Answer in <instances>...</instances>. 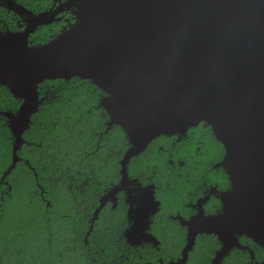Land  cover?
<instances>
[{"label":"water","instance_id":"1","mask_svg":"<svg viewBox=\"0 0 264 264\" xmlns=\"http://www.w3.org/2000/svg\"><path fill=\"white\" fill-rule=\"evenodd\" d=\"M0 6L26 24L0 28V84L22 101L17 111H1L14 138L3 179L22 159L24 133L45 100L39 85L88 79L104 91L109 127L121 126L131 143L121 161L122 183L101 199L93 220L125 188L132 157L155 138L204 122L225 148L220 164L231 187L218 214L182 221V257L164 264H186L202 233L219 237L220 256L248 249L254 260L242 236L264 250V0H66L39 13L17 0H0ZM63 10L74 21L31 44V34L60 20Z\"/></svg>","mask_w":264,"mask_h":264},{"label":"trees","instance_id":"2","mask_svg":"<svg viewBox=\"0 0 264 264\" xmlns=\"http://www.w3.org/2000/svg\"><path fill=\"white\" fill-rule=\"evenodd\" d=\"M17 1L36 11L52 3V0ZM8 14L7 9L0 7V15L10 21L12 16ZM65 24L66 21L60 20L39 27L31 35L30 43L49 40ZM39 91L45 100L24 133L26 142L19 150L22 159L3 179L12 163L14 138L1 111H17L22 101L0 84V264L154 261L152 254L148 259L127 257L122 236L126 222L124 209L117 213L110 205L103 208L88 234L99 196L122 177L121 160L131 145L121 126L109 127V115L100 102L104 91L79 77L46 80L39 85ZM200 124L212 131L204 122ZM164 139L169 137L155 138L133 158H153L150 150ZM165 236L166 247L172 242L183 244L179 238ZM240 240L251 244L256 259L263 261V247L246 236ZM214 246V236H200L190 252L189 264H210ZM170 253L173 257L180 256L179 250ZM170 253L160 252L159 256L167 260ZM250 260L248 251L235 248L225 264H250Z\"/></svg>","mask_w":264,"mask_h":264},{"label":"flooded vegetation","instance_id":"3","mask_svg":"<svg viewBox=\"0 0 264 264\" xmlns=\"http://www.w3.org/2000/svg\"><path fill=\"white\" fill-rule=\"evenodd\" d=\"M63 2L66 0H52L50 6L41 11L25 6L39 13L51 8L56 9ZM8 13V16H12L10 21L0 15L1 29L17 31L26 26L23 19L14 11L8 10ZM57 17L61 18V21H66L62 29L74 21V16L69 10L61 11ZM201 125L190 127L183 134L170 135L169 139L158 141L157 147L150 150L154 153L153 158L144 156L131 158L127 165L128 180L125 188L116 191L115 198H108L103 206L106 208L110 205L117 213L124 209L126 222L124 221L122 236L126 243L123 248L130 260L145 257L148 259L150 254L153 255L154 261L147 260L141 264H164L180 259L187 243V227L182 221L203 214L215 215L222 210L223 194L231 187L228 174L220 164L225 155V148L212 131ZM193 128L203 131H196ZM122 180L123 175L111 188H106L101 193L98 205L102 198L110 194L111 189L121 185ZM146 198L150 200L151 205ZM165 234L179 238L183 244L172 242L169 246H164ZM203 235L197 236L196 244ZM211 236L215 238V246L212 248L210 264H214L217 257H219L217 264H225L226 257L235 248L220 256L224 245L218 236L215 234ZM119 247L122 248L121 244ZM178 250L180 256L173 257L170 252ZM165 251L170 253L167 260L159 256L160 252ZM137 264L140 262L137 261ZM186 264H189V259ZM250 264H256V260H250Z\"/></svg>","mask_w":264,"mask_h":264},{"label":"clouds","instance_id":"4","mask_svg":"<svg viewBox=\"0 0 264 264\" xmlns=\"http://www.w3.org/2000/svg\"><path fill=\"white\" fill-rule=\"evenodd\" d=\"M125 155V154H124ZM137 156V155H136ZM135 157V156H134ZM133 158V157H132ZM123 159V158H122ZM123 175V174H122ZM119 186V185H118ZM112 190V189H111ZM101 204V203H100ZM100 204L98 205V206H100ZM50 205V204H49ZM97 206V207H98ZM96 207V208H97ZM103 208V207H102ZM101 208V209H102ZM93 217H94V214L92 215V218H91V220L89 221L90 222V228H89V230H88V234L90 233V231H92L93 230V228H94V223H95V221L98 219V217L95 219V220H93ZM93 226V227H92ZM92 227V228H91ZM202 234H207V233H202ZM196 244V243H195ZM243 244H246V243H243ZM246 245H249V244H246ZM251 246V245H250ZM252 247V246H251ZM253 248V247H252ZM239 249V248H238ZM254 249V248H253ZM165 250H167V249H165ZM242 250V249H241ZM244 251H248L249 253H250V250H248V249H246V250H244ZM254 252H255V249H254ZM182 257V256H181ZM189 257H190V254H189ZM250 257H251V254H250ZM254 260H256V264L258 263V264H260V263H262L263 264V261L261 262V261H259V260H257L256 259V254H255V259ZM254 260H252V257H251V261H254Z\"/></svg>","mask_w":264,"mask_h":264}]
</instances>
